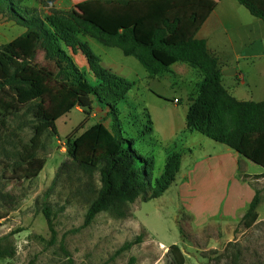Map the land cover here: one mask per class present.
Listing matches in <instances>:
<instances>
[{"label": "trees", "instance_id": "1", "mask_svg": "<svg viewBox=\"0 0 264 264\" xmlns=\"http://www.w3.org/2000/svg\"><path fill=\"white\" fill-rule=\"evenodd\" d=\"M236 1L264 21V0ZM0 14L25 29L10 43L0 45V124L6 126L9 118L21 113L31 117L33 136L23 146L20 161L24 179L36 178L42 171L44 163L38 155L45 138L59 136L57 121L68 113L81 108L88 119L97 105L106 111V121H111L110 126L99 122L77 135L85 129L82 123L66 137L71 159L67 168L74 166L90 178L99 176L100 187L93 189L85 214L86 226L101 213L127 219L138 199L149 202L162 197L175 183L183 159L181 153L171 151L161 177L154 176L152 151L158 141L150 112L131 99L135 83L104 69L100 57L83 41L86 37L136 58L153 75L169 72L177 63L197 70L201 81L198 96L189 99L187 131L225 145L264 169V101H239L228 93L219 60L205 40L172 42L177 21L165 19L158 24L130 0L87 1L64 17L54 13L45 18L22 0H0ZM39 48L54 67L35 62ZM78 54L86 59L99 85L77 65L74 56ZM256 177L264 178V174ZM261 201L258 189L241 221L245 229L258 221ZM45 213L52 227L50 210ZM15 254L12 245L0 240V262ZM169 254L172 264L186 263L178 245H171ZM62 264L75 262L69 258Z\"/></svg>", "mask_w": 264, "mask_h": 264}, {"label": "rangeland", "instance_id": "2", "mask_svg": "<svg viewBox=\"0 0 264 264\" xmlns=\"http://www.w3.org/2000/svg\"><path fill=\"white\" fill-rule=\"evenodd\" d=\"M55 1L22 3L43 18L71 13ZM24 32V28L0 14V45ZM88 44L105 64L109 60L107 49L112 50L110 54L117 61L134 64L135 73L127 77L129 82L136 83L130 97L145 106L155 119L154 137L158 144L152 151L156 162L154 176L161 177L171 151L183 155L181 170L162 197L149 202L140 198L132 204L127 219L101 213L86 226L85 214L94 196L93 189L100 187L99 176L90 178L74 166L67 168L71 159L66 137L82 123L85 129L77 135L99 122L110 126L106 111L96 105L95 116L87 119L83 110L77 108L58 120L59 136L45 138V146L38 155L43 169L29 180L24 179L20 161L23 146L33 136L31 117L21 113L9 118L6 126L0 124V240L12 245L16 254L0 264H62L69 258L75 264H172L169 247L174 244L185 255V264H264V198L258 209L261 218L251 229H245L242 220L237 219V210L244 207L238 205L252 202L258 189L264 194V183L243 180V169L233 177L225 173L219 178L210 175L201 188L196 186L195 178H184L188 170L203 164L198 163V154L205 141L210 146L204 149L209 151L218 146L197 132L187 131L189 99L198 96L197 87L188 82L190 87L186 89L192 91L188 98L185 84L176 82L173 86V77L150 79L135 58L95 41ZM35 62L54 67L41 48ZM76 63L81 67L79 60ZM191 70L196 75L183 73L188 75L184 79L198 80V71ZM89 79L97 84L92 76ZM175 98L178 104L174 103ZM46 209L51 212L52 227Z\"/></svg>", "mask_w": 264, "mask_h": 264}, {"label": "crops", "instance_id": "3", "mask_svg": "<svg viewBox=\"0 0 264 264\" xmlns=\"http://www.w3.org/2000/svg\"><path fill=\"white\" fill-rule=\"evenodd\" d=\"M87 1L93 0H56L55 3L56 5L59 4L64 11L73 12L79 4ZM130 1L135 2L147 14L154 16L158 24L165 19L177 21V33L170 37L172 42L184 41L190 38L205 40L209 52L219 60V66L222 71V84L231 96L239 101L257 103L264 101V21L254 17L248 9L239 2L236 0ZM85 41H87V43H93L94 41L95 43H99L95 39L89 37L86 38ZM108 48L118 49L113 47ZM110 51L112 50L107 49L105 51L109 57L108 63L106 64L99 56L101 59V66L127 80V77L135 73L134 64H129L125 62L126 60L122 59L120 62L117 61L116 58L112 57ZM77 60L81 62V68L87 71L88 78H90V76L94 78L86 59L78 54L75 57V61ZM137 61L140 63L139 60ZM182 64L185 63L175 64L171 67L169 72L162 73L161 75L150 74L144 66L141 65L148 73L150 79L173 77L175 79L172 83L173 86L176 82L185 84L184 90L189 98L192 91L186 88L190 86L197 87V84L201 81V76L198 72V80L188 81L184 79L188 77V75H193L192 73L196 75V72H192L193 70L191 69L193 68L187 64H185L187 66ZM183 73L188 75H183ZM96 82L98 85L100 84L98 80H96ZM110 99L114 102L112 97H110ZM174 100H178V98ZM150 115L153 122H155L153 115L151 113ZM93 116H95V113H93L91 117ZM105 125H107V123H105ZM207 142L208 141H205L204 143L206 147L210 146ZM214 145L218 146H213L212 151L204 149L205 146L201 147L202 150L198 154V160H200V162L198 163L203 164L199 168L197 165L193 170H188L187 174L184 175L185 179L190 180L192 177L195 178L196 186L201 188L204 180L210 175L219 178L222 173H225L228 174L229 177H233L240 169H243V180L260 185L264 183V178L256 177L264 174V169L262 167L247 160L225 145L218 143ZM263 198L264 194L262 193V199ZM250 204L251 201H248L246 204L240 203L238 205L244 207H240L237 210V219H243ZM259 218H261L260 214Z\"/></svg>", "mask_w": 264, "mask_h": 264}, {"label": "built area", "instance_id": "4", "mask_svg": "<svg viewBox=\"0 0 264 264\" xmlns=\"http://www.w3.org/2000/svg\"><path fill=\"white\" fill-rule=\"evenodd\" d=\"M174 102H175L176 104H178V103H179V100H174Z\"/></svg>", "mask_w": 264, "mask_h": 264}, {"label": "bare ground", "instance_id": "5", "mask_svg": "<svg viewBox=\"0 0 264 264\" xmlns=\"http://www.w3.org/2000/svg\"><path fill=\"white\" fill-rule=\"evenodd\" d=\"M164 245V244H163ZM162 247V246H161Z\"/></svg>", "mask_w": 264, "mask_h": 264}]
</instances>
